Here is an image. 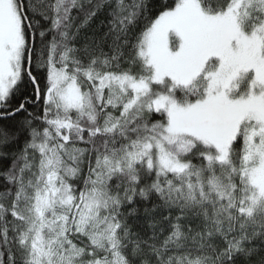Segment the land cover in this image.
Segmentation results:
<instances>
[{
    "label": "snow or ice",
    "instance_id": "snow-or-ice-1",
    "mask_svg": "<svg viewBox=\"0 0 264 264\" xmlns=\"http://www.w3.org/2000/svg\"><path fill=\"white\" fill-rule=\"evenodd\" d=\"M0 264H264V0H0Z\"/></svg>",
    "mask_w": 264,
    "mask_h": 264
},
{
    "label": "trees",
    "instance_id": "trees-1",
    "mask_svg": "<svg viewBox=\"0 0 264 264\" xmlns=\"http://www.w3.org/2000/svg\"><path fill=\"white\" fill-rule=\"evenodd\" d=\"M101 19H103V17H101ZM98 23V22H97Z\"/></svg>",
    "mask_w": 264,
    "mask_h": 264
}]
</instances>
